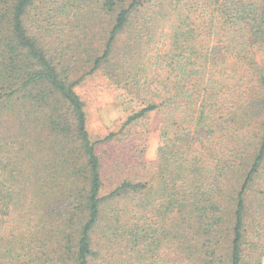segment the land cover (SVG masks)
<instances>
[{
    "label": "trees",
    "instance_id": "16d2710c",
    "mask_svg": "<svg viewBox=\"0 0 264 264\" xmlns=\"http://www.w3.org/2000/svg\"><path fill=\"white\" fill-rule=\"evenodd\" d=\"M97 72L132 108L92 141ZM157 111L152 164L142 137L109 154ZM263 256L264 0H0V264Z\"/></svg>",
    "mask_w": 264,
    "mask_h": 264
},
{
    "label": "rangeland",
    "instance_id": "374dc122",
    "mask_svg": "<svg viewBox=\"0 0 264 264\" xmlns=\"http://www.w3.org/2000/svg\"><path fill=\"white\" fill-rule=\"evenodd\" d=\"M74 90L84 105L86 129L92 141L102 139L109 133L117 132L132 108L129 98H126V94L118 90L113 81L104 72L86 76L76 85ZM162 116L161 111H157L150 115L145 125L140 123L134 125L132 129L119 137L121 140L118 145L116 144L107 149L109 154L111 155L112 150L117 147H121L123 150L128 149L131 142L135 143V141H132V137L135 140L142 137V141L146 140V149L142 156L145 163L152 164L158 147ZM127 141H130V143L126 144ZM140 149L138 148V151ZM127 167L128 164L125 161L120 166L119 171L124 177L127 176ZM132 173L139 174L141 171L134 168ZM110 176L113 178L107 181L104 193L114 186L116 178L121 177L119 174ZM262 264H264V256L262 257Z\"/></svg>",
    "mask_w": 264,
    "mask_h": 264
}]
</instances>
